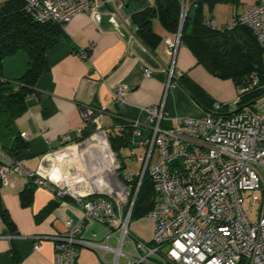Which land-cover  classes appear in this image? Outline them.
Returning <instances> with one entry per match:
<instances>
[{
  "label": "built area",
  "instance_id": "2783aa9c",
  "mask_svg": "<svg viewBox=\"0 0 264 264\" xmlns=\"http://www.w3.org/2000/svg\"><path fill=\"white\" fill-rule=\"evenodd\" d=\"M23 1L26 13L41 23L63 25L76 13L90 11L107 16L111 23L136 38V26L119 0ZM180 5L178 31L174 38L165 39L172 62L188 0H181ZM225 26L247 27L264 50V0H254L251 8L232 16ZM151 72L149 67L143 70L144 75ZM174 77L169 71L159 105L141 107L140 116L129 121V163L111 151L107 136L97 123L94 132L82 140L84 144L93 134L102 135L113 159L108 183L122 192L123 201L113 203L97 191L79 193L65 183L58 184L48 176L30 172L21 159L8 158L0 147L1 186L9 185L14 173L37 176L36 181L50 186L56 197L70 196L82 206V220L67 219L65 234L52 237L56 241L54 264H75L77 242L111 252L114 264H118L120 257L126 264H264V96L240 106V96L236 95L226 110L215 103L199 118H177L165 126V96L174 85ZM125 95V87L112 92L119 104L124 102ZM81 133L78 129L77 139ZM65 149L67 146L60 147L55 153ZM85 172L82 170V175ZM145 174L155 191L153 206L146 215L152 221L149 241L128 230L136 192ZM134 179L135 193L124 212ZM248 199L257 205L254 219L247 213L252 206L244 208ZM91 221L106 224V239L114 237L116 244L81 240V228ZM38 247L39 242L34 244V249Z\"/></svg>",
  "mask_w": 264,
  "mask_h": 264
},
{
  "label": "crops",
  "instance_id": "0c3cea01",
  "mask_svg": "<svg viewBox=\"0 0 264 264\" xmlns=\"http://www.w3.org/2000/svg\"><path fill=\"white\" fill-rule=\"evenodd\" d=\"M119 1L123 7L127 3V0ZM147 3L151 4L152 0H145L143 5L131 1L128 8L124 7V12L128 14ZM223 3L225 5L217 7L215 12L208 13L204 7L212 25L220 18L219 27L223 26L232 16L251 8L254 0ZM215 24L213 26L217 27ZM63 29L64 39L48 50V69L38 77L27 109L16 120L17 129L27 146L21 154V161L30 172L45 175V157L55 156V151L63 146L73 149L80 146L82 140L77 139V131L81 129L82 132L88 122L94 126L98 124L106 136L109 132L119 133L127 129L129 121L140 116L141 107L159 105L169 71L176 80L173 79L174 85L167 89L165 96V126L173 124L177 118H199L211 110V107L205 109L190 98L177 81L180 75L182 80L188 79L199 86L213 102L229 104L237 95L232 80L210 74L184 42L180 41L172 62L165 39L174 38V33L168 32L157 19L152 20V30L160 40L153 53L137 38H131L124 28L111 23L107 16L90 11L76 13L63 24ZM135 44L145 50L152 64L134 50ZM146 67L152 70L149 75L143 73ZM119 87L126 88L122 104L112 96ZM110 149L126 160L127 156H121L111 146ZM83 157L88 166L89 161ZM36 177L14 173L9 185H0V214L7 211L14 223V229L10 231L0 215V264H54L56 241L52 237L65 234L67 219L82 220L83 210L79 202L70 196L56 197L50 186L39 184ZM26 187L33 188L32 202L21 206L19 194ZM101 194L113 203L123 201L124 195L117 187L115 191L111 188ZM136 220L133 227L136 237L149 241L151 220L148 218L149 223H143L142 218ZM108 232L106 224L91 221L81 228L79 238L115 245L114 237L106 239ZM37 242L39 247L34 249ZM75 264H114L113 254L77 242ZM118 264H126V260L120 257Z\"/></svg>",
  "mask_w": 264,
  "mask_h": 264
},
{
  "label": "trees",
  "instance_id": "16d2710c",
  "mask_svg": "<svg viewBox=\"0 0 264 264\" xmlns=\"http://www.w3.org/2000/svg\"><path fill=\"white\" fill-rule=\"evenodd\" d=\"M227 1L188 0L180 41L190 48L197 62L210 74L232 80L240 96L239 105L242 106L264 96V50L245 26L232 29L226 28V23L219 28L211 26L210 16L205 15L204 7L210 13L214 4ZM180 2L152 0L151 4L147 3L128 13L131 23L136 26L135 37L149 52H154L160 40V36L152 30V20H159L168 32L175 34L180 23ZM64 34L60 23L34 20L26 13L23 0H5L0 3V147L12 160L21 159L27 147L17 129L16 120L27 109L38 77L48 69V50L64 39ZM18 50L28 54L29 68L20 80H8L2 75L3 59ZM177 79L190 98L203 108L212 109L218 103L223 110L227 109V103L213 102L195 83L188 79L182 80V75ZM94 130L95 126L88 122L78 140L90 136ZM131 132L129 126L119 133L109 132L107 138L112 150L120 153L122 149L128 148ZM136 182L134 179L124 212L135 193ZM32 189L26 187L20 192L21 206H28L32 202ZM154 198L155 191L150 178L145 174L136 192L130 221L145 217L153 206ZM0 215L6 227L13 231L14 223L7 211H1Z\"/></svg>",
  "mask_w": 264,
  "mask_h": 264
},
{
  "label": "bare ground",
  "instance_id": "6f19581e",
  "mask_svg": "<svg viewBox=\"0 0 264 264\" xmlns=\"http://www.w3.org/2000/svg\"><path fill=\"white\" fill-rule=\"evenodd\" d=\"M71 148L72 147H68L61 152H57L54 157L47 156L44 158V174L47 175L51 181L58 184L67 183L79 193L87 190L109 192L111 191V188L113 191L116 190V187H109L108 185L113 159L102 135L93 134L89 141L82 144V155L85 156L90 163L84 168L82 166V170H86V176L85 173L82 176L79 174L68 175L61 170L59 162L64 158L71 157L70 155L75 154L70 152L69 149Z\"/></svg>",
  "mask_w": 264,
  "mask_h": 264
},
{
  "label": "rangeland",
  "instance_id": "374dc122",
  "mask_svg": "<svg viewBox=\"0 0 264 264\" xmlns=\"http://www.w3.org/2000/svg\"><path fill=\"white\" fill-rule=\"evenodd\" d=\"M5 0H0V3L3 2ZM220 5H225L223 2L222 3H216L214 4L213 8H212V11H216L217 10V7L219 8ZM215 18L217 20V15L215 14ZM220 18H219V21H215V23H213V25H217V28H219V24H220ZM227 23V22H226ZM70 152H73V153H76V154H72L70 155L71 157H66L64 158L63 160H61L59 162V166L61 168V170H63V172L67 173L68 175H76V174H79L80 176H82V164L83 165H86V161L84 159V157L82 156V144L78 147H76L75 149H69ZM120 154L121 156L125 157V156H128V154H130V150L129 148H124L120 151ZM54 156V155H53ZM52 156V157H53ZM127 163L130 162L129 160V157L126 158L125 160ZM67 186H70L69 184L65 183ZM251 208V211H247V213L250 215V217L252 219L255 218L254 216V211L255 209L257 208V205L255 203H253V201L251 199H248L245 204H244V208L247 209V208ZM151 220V219H150ZM143 223H149L148 221V218H142L141 220ZM137 222V220L135 219H132L130 222H129V225H128V230L129 232L134 235V236H137L136 232L134 231L133 227L135 225V223ZM152 222V221H151ZM146 225V224H145ZM147 226V225H146ZM110 242H113L112 240ZM122 260V259H121Z\"/></svg>",
  "mask_w": 264,
  "mask_h": 264
},
{
  "label": "water",
  "instance_id": "95a60500",
  "mask_svg": "<svg viewBox=\"0 0 264 264\" xmlns=\"http://www.w3.org/2000/svg\"><path fill=\"white\" fill-rule=\"evenodd\" d=\"M134 2L136 5H143L145 0H127L124 4L125 8L129 7V2ZM134 50L148 63L152 64V61L148 57L147 53L139 45L133 46ZM30 58L28 54L23 50H18L11 56H7L3 59L2 63V75L4 78L12 81L20 80L29 68Z\"/></svg>",
  "mask_w": 264,
  "mask_h": 264
}]
</instances>
